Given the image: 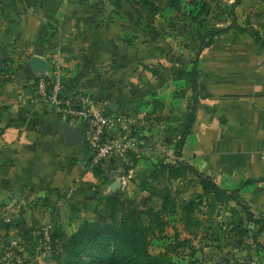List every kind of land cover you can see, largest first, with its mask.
<instances>
[{"label":"crops","instance_id":"0c3cea01","mask_svg":"<svg viewBox=\"0 0 264 264\" xmlns=\"http://www.w3.org/2000/svg\"><path fill=\"white\" fill-rule=\"evenodd\" d=\"M53 2L0 0V46L30 54L18 77V63L0 59L6 66L0 94L9 99L0 111V256L5 242L16 241L26 257L40 260L36 234L52 225L47 206L55 196L64 197L59 199L63 205L78 187L84 189L82 196L90 197L87 187L98 181L100 164L89 163L85 147H66L54 139L66 116L58 115L56 104L43 94L50 95L58 85L57 100L72 92L92 95L93 114L108 110L121 115L141 71L136 61L141 45L133 32L125 37L128 24L119 17L120 10L88 19L72 16L69 4L65 9L70 13L63 17L56 10L60 2ZM240 5L241 0L238 13L244 7L263 15L249 16L253 27L243 33L232 16L233 27L180 70L190 72L197 62L195 93L191 91L197 104L190 107L195 116L181 161L218 188L237 192L238 201L264 223V3ZM107 7L109 12L112 6ZM48 11L50 21L42 15ZM34 57L45 61L47 70L25 74ZM48 188L49 195L42 196ZM262 231L257 242L264 248Z\"/></svg>","mask_w":264,"mask_h":264},{"label":"rangeland","instance_id":"374dc122","mask_svg":"<svg viewBox=\"0 0 264 264\" xmlns=\"http://www.w3.org/2000/svg\"><path fill=\"white\" fill-rule=\"evenodd\" d=\"M52 1L55 5L60 2L54 8L63 17L70 13L65 9L69 4L72 16L88 19L106 18L120 10L119 17L128 24L125 37L128 39L131 32L137 36L136 42L141 45L137 70L141 71L136 72L139 76L130 91V101L121 108L126 122L123 127L117 126L114 133L134 142L141 153L127 152L96 163L88 143L79 145L90 152L86 155L89 163L100 164L95 166L98 181L87 187L90 197L82 196L84 189L78 187L66 195L63 205H59V199L64 197L56 200L55 196V201L47 206L52 225H48L50 243L42 261L62 264L67 257L68 239L84 223H102L104 217L111 223L105 196L117 194L118 203L123 202L124 207L152 210L159 215V222L151 225L154 235L149 237L148 251L152 256L166 255L176 264H264V248L254 241L257 227L239 201L204 192L199 180L188 172L178 179L168 175L155 178L160 165H175V146L193 105L190 82L180 77V70L195 60L201 40L206 42L212 30L232 26L233 12L242 27L237 31L243 33L253 27L249 16L260 17L261 11H243V7L238 13L239 0ZM261 3L264 0H241L240 6ZM106 6H112L109 12L105 11ZM49 14L50 11L42 15L50 21ZM1 48L3 59L18 63L14 74L18 77L30 54L21 55L20 47L10 51L6 46ZM5 67L0 63V79ZM54 139L63 143L60 132ZM103 170L108 177L104 178ZM115 181L119 182L116 192L108 194ZM50 192L48 188L42 196ZM77 195L80 197L75 199ZM165 197L169 198L167 203L163 201ZM119 218L117 215L115 219ZM159 225L163 226L162 231Z\"/></svg>","mask_w":264,"mask_h":264},{"label":"trees","instance_id":"16d2710c","mask_svg":"<svg viewBox=\"0 0 264 264\" xmlns=\"http://www.w3.org/2000/svg\"><path fill=\"white\" fill-rule=\"evenodd\" d=\"M239 2L240 0L236 5ZM231 27L233 26L212 30L206 42L202 43L204 39L201 40L199 51L209 48L216 36L226 34ZM196 64L197 62L194 61L192 63L193 69L190 72H182L180 75L190 82L193 94L197 80ZM193 100V105L197 104L196 98ZM8 105L9 99L0 94V111ZM194 116L195 109L193 108L187 116L186 127L175 146V165H160L155 178L168 175L170 178L178 179L188 172L199 180L204 192L212 195H223L238 201L237 192L228 193L218 188L209 178L199 174L193 167L181 161L182 147L189 135ZM158 174L160 175L158 176ZM168 200L169 198L165 197L163 201L167 203ZM117 205L122 208L119 209ZM105 206L109 208L111 223L106 222L107 217H104L102 223H84L79 227L66 243L67 257L62 264H176L166 255L152 256L148 251L149 237L154 235V229L151 225L159 222L158 214L152 210L143 211L134 207H124L123 202L118 203L117 194L106 195ZM245 212L248 219L257 227L254 234V241L257 242L258 236L263 232L264 223L253 218L247 208ZM117 215L120 216L118 220L115 219ZM159 228L161 231L163 230L162 225H159Z\"/></svg>","mask_w":264,"mask_h":264},{"label":"built area","instance_id":"2783aa9c","mask_svg":"<svg viewBox=\"0 0 264 264\" xmlns=\"http://www.w3.org/2000/svg\"><path fill=\"white\" fill-rule=\"evenodd\" d=\"M57 87L58 85L53 88L50 95L44 93V99L56 104L57 114L61 117L66 116L64 121H67L69 125L83 128L86 138L85 143H88V147L95 154L96 163L108 161L113 156L127 152L141 153L134 142L129 141L121 133H114L117 126L123 127L126 122L122 115L93 114L90 110L91 105L94 103L93 100L79 92H72L69 96L57 100L60 91ZM36 238L40 260L26 257L16 241H8L3 244L0 264H45L42 260L44 251L49 248V227H41L36 234Z\"/></svg>","mask_w":264,"mask_h":264},{"label":"water","instance_id":"95a60500","mask_svg":"<svg viewBox=\"0 0 264 264\" xmlns=\"http://www.w3.org/2000/svg\"><path fill=\"white\" fill-rule=\"evenodd\" d=\"M106 10H109L107 7ZM256 32H254V35ZM257 36V35H255ZM256 38V37H255ZM257 40V38H256ZM40 56L39 52H37V57ZM3 58L2 50L0 49V59ZM47 70V64L45 61L40 60L39 58H32L28 65L26 66L24 73L28 74H40L43 73ZM24 75H22L23 77ZM58 129L60 131V137L61 140L66 147H75L79 146L81 144H84L86 141V138L83 133V128L81 126L78 127H72L71 125L68 124L67 121H60L58 123ZM106 176L108 177L109 174L106 172ZM119 186V182L115 181L111 186H110V192L108 194L116 192L117 188Z\"/></svg>","mask_w":264,"mask_h":264}]
</instances>
